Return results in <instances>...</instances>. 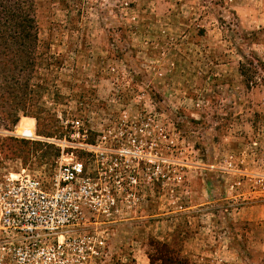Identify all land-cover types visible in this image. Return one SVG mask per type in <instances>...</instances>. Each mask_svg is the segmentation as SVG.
<instances>
[{"label":"rangeland","instance_id":"1","mask_svg":"<svg viewBox=\"0 0 264 264\" xmlns=\"http://www.w3.org/2000/svg\"><path fill=\"white\" fill-rule=\"evenodd\" d=\"M36 15L39 119L0 101V175L51 174V139L80 118L93 150L77 157L114 198L76 230L94 249L64 264H149L156 241L190 264H264V0H38Z\"/></svg>","mask_w":264,"mask_h":264},{"label":"built area","instance_id":"2","mask_svg":"<svg viewBox=\"0 0 264 264\" xmlns=\"http://www.w3.org/2000/svg\"><path fill=\"white\" fill-rule=\"evenodd\" d=\"M63 121L71 131L58 141L51 139L61 148L51 174L22 169L0 175V264H64L68 246L92 247L86 241L92 242L90 233L76 237V230L94 223L114 203L108 184L100 183L77 157L79 151L93 150L85 123L80 118ZM17 136L38 138L26 128Z\"/></svg>","mask_w":264,"mask_h":264},{"label":"trees","instance_id":"3","mask_svg":"<svg viewBox=\"0 0 264 264\" xmlns=\"http://www.w3.org/2000/svg\"><path fill=\"white\" fill-rule=\"evenodd\" d=\"M37 1L0 0V101L13 102L27 115L39 119L33 114L36 110L29 78L37 55L34 44L39 40ZM59 2L70 10L77 0ZM253 69V73L257 72L256 67ZM242 72L244 75L243 66ZM152 245L149 264H190L188 258L181 256L169 243L156 241Z\"/></svg>","mask_w":264,"mask_h":264},{"label":"bare ground","instance_id":"4","mask_svg":"<svg viewBox=\"0 0 264 264\" xmlns=\"http://www.w3.org/2000/svg\"><path fill=\"white\" fill-rule=\"evenodd\" d=\"M12 174H14V173H12Z\"/></svg>","mask_w":264,"mask_h":264}]
</instances>
